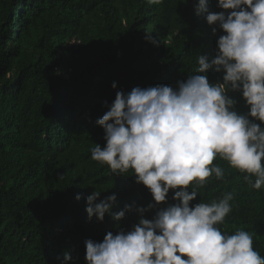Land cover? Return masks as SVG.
<instances>
[{
  "label": "trees",
  "instance_id": "1",
  "mask_svg": "<svg viewBox=\"0 0 264 264\" xmlns=\"http://www.w3.org/2000/svg\"><path fill=\"white\" fill-rule=\"evenodd\" d=\"M198 2L0 0V264H62L65 252L69 264H87L85 240L102 242L108 232L138 224L136 211L120 221L108 213L103 221L90 219L86 198L95 190L101 192L96 203L117 196L112 213L154 204L144 213L149 220L179 203L170 190L156 204L135 174L115 175L91 159V149L106 144L96 121L117 91L177 89L178 81L196 74L199 55L209 62L216 57L225 33L207 23V13L196 14ZM208 8L230 11L218 0H208ZM225 74L215 66L205 73L210 83H223ZM227 95L238 114L250 112L241 91ZM214 164L223 168V179L210 177L190 206L233 193L232 210L216 227L222 234L250 232L254 250L264 256V186L252 189L219 157Z\"/></svg>",
  "mask_w": 264,
  "mask_h": 264
},
{
  "label": "clouds",
  "instance_id": "2",
  "mask_svg": "<svg viewBox=\"0 0 264 264\" xmlns=\"http://www.w3.org/2000/svg\"><path fill=\"white\" fill-rule=\"evenodd\" d=\"M194 7L225 33L217 41L216 57L209 62L208 56L199 55L196 74L178 81L177 89L156 85L137 86L127 94L117 91L115 100L106 103L109 110L96 121L106 144L91 149V159L107 164L115 175L135 174L136 183L150 190L156 204L165 202L170 190H176L173 199L179 203L149 220L144 213L154 204L125 205L112 213L117 196L96 203L101 192L93 191L86 198L90 219L103 221L108 213L120 221L132 211L141 218L131 231L108 232L102 242L85 240L87 264H264L250 232L222 234L216 227L231 212L233 193L190 206L210 177L223 179V168L214 164L218 157L244 174L252 189L264 186V128L249 119L264 122V0H218V7L230 10L227 14L209 12L208 0ZM213 66L226 73L223 83L209 82L205 73ZM229 90L242 92L249 113L233 110ZM71 260L65 252L62 264Z\"/></svg>",
  "mask_w": 264,
  "mask_h": 264
}]
</instances>
